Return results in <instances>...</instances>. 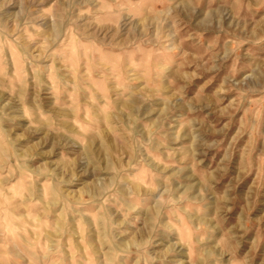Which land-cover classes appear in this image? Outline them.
Segmentation results:
<instances>
[{
	"label": "rangeland",
	"instance_id": "1",
	"mask_svg": "<svg viewBox=\"0 0 264 264\" xmlns=\"http://www.w3.org/2000/svg\"><path fill=\"white\" fill-rule=\"evenodd\" d=\"M0 264H264V0H0Z\"/></svg>",
	"mask_w": 264,
	"mask_h": 264
}]
</instances>
